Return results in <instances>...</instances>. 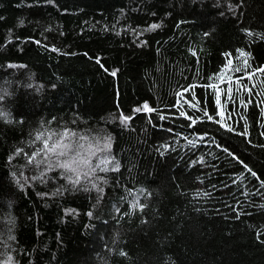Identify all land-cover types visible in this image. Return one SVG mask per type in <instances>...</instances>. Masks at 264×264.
<instances>
[{"label":"trees","instance_id":"obj_1","mask_svg":"<svg viewBox=\"0 0 264 264\" xmlns=\"http://www.w3.org/2000/svg\"><path fill=\"white\" fill-rule=\"evenodd\" d=\"M0 18V264H264V0H0ZM38 133L111 138L92 163L120 171L74 187L29 163L57 159Z\"/></svg>","mask_w":264,"mask_h":264},{"label":"snow or ice","instance_id":"obj_2","mask_svg":"<svg viewBox=\"0 0 264 264\" xmlns=\"http://www.w3.org/2000/svg\"><path fill=\"white\" fill-rule=\"evenodd\" d=\"M48 2L54 3V0H48ZM0 19H2V18H0ZM160 27H161L160 24L152 23L150 26H148L146 31L151 32V31H154V30H156V29H158ZM133 31H135V30H133ZM139 35H143V32L138 33V36ZM247 35L249 37H251L253 35V33L247 32ZM37 43H39V41H37ZM146 43H147V41H141V46L146 45ZM52 50L53 51H57V49H55V48H53ZM236 51L239 53L240 57H244V56L248 55V53H245L241 49H237ZM85 55H87V54H85ZM231 56H232V53H226L225 54V57H226L225 67L226 68H228L229 66L232 65V60L230 59ZM96 62L99 64L100 63L99 59H97ZM8 67H15V65H8ZM101 67L103 68V65H101ZM246 68H247V60H244L243 61V67L238 65V66H235L234 68H232L231 70L234 71V72H242ZM104 70L108 71L107 69H104ZM259 71L264 72V69H259ZM110 74L115 76L116 72L112 71ZM252 75H254V73H249V78H251ZM216 78L218 79L219 76H217ZM206 87L213 88V89L216 90L217 95H216V98H215V103L217 105H220L221 104V99H220L219 92L221 90L215 84H208V85H206ZM224 91H225L226 99L235 102V98L232 96L233 89L231 87V81H229V87L226 90H224ZM247 93H248V96L251 97L253 95L252 89H248ZM181 95H182V93H181ZM3 99H4V97L0 96V102H2ZM240 103L244 104V101L241 100ZM248 103H251V99H249ZM261 103L264 104V101H262ZM245 107H246V105H245ZM133 111L135 113H141V112H149L150 113V112L156 111V109L151 108V107H149V105L147 103H144L142 106L136 107ZM205 114L207 115V113H205ZM7 115H8V113L4 112L3 110H0V116H7ZM181 115L183 116V115H185V113L181 112ZM217 115H223V112L218 111ZM132 119H133V117L131 115H123V114H121L120 123L122 125L127 126L131 122ZM161 119H164V117L162 116ZM208 119L209 120H213L214 118H213V116L209 115ZM216 122L219 123V121H216ZM229 130L231 131V128H229ZM72 135H74V134L70 133L68 131H65V132H63L61 134V137L70 138V136H72ZM35 139L37 141L43 140L44 150H45V154L46 155L48 153H54V154L58 155V153H59L58 150H60L61 149V145H63L65 143L63 139H57L51 146H49V140L51 139V137L49 136V137L46 138V137H44V135L42 133H38L36 135ZM111 149H112L111 138H108V140L104 143L102 148L98 147L96 150H93L91 147H89L88 148V152L97 155V150L99 152H111ZM23 151H24L23 149H19L17 151L16 155H21L23 153ZM38 155H39V153H36V156H38ZM33 161L37 165H41V164H45L46 163L47 164V168H48L49 171H51L53 169H64L66 172L74 173L75 174L74 177H72V176L68 177V181L74 187L81 183L82 172L81 171L77 172V169L74 166L66 165L63 162H60L59 159H56V162H53L51 156H49L46 161L45 160H36L35 156H32L30 158V160H29V163H32ZM79 167L81 169H87L88 170L86 172H83V175L85 177H87L89 175H95L97 170L99 172H102V173H108L109 171L119 172L120 171V162L118 160H116L114 156H112V157L105 156L102 159H99V162L97 164L93 165L92 159H89V157L87 155H84V156H82V162L79 164ZM249 171H251V170H249ZM13 175H15V173H13ZM45 175H46V173L41 172L39 177H25V180H33V179L43 180L45 178ZM252 175H255V173H252ZM105 183H107V181H105ZM261 188H264V183L261 184ZM41 195L42 196H46L47 193H42ZM203 195H208V193H203ZM260 195L264 196V192H261ZM131 207L133 209L139 208L141 211H143L144 205L141 204L139 202L138 198H137L131 203ZM261 207H264V205H261ZM73 212H74V210L70 209V210H68L67 214H73ZM89 215H91V213H89ZM10 239H14V237H10ZM8 260H9V264H10L12 258L9 257Z\"/></svg>","mask_w":264,"mask_h":264},{"label":"clouds","instance_id":"obj_3","mask_svg":"<svg viewBox=\"0 0 264 264\" xmlns=\"http://www.w3.org/2000/svg\"><path fill=\"white\" fill-rule=\"evenodd\" d=\"M0 118H3L6 123H11L9 113L7 116H0ZM74 146L77 149L76 153L75 155L69 156V149L73 148ZM85 154L89 157V159L95 158L97 156L93 153L88 152V148L85 147L84 143H81L80 141H76L74 145L70 139L68 143H64L63 145H61V149L57 155V159H59V156L61 155L68 156V159L66 161H63V163L66 165L74 166L77 169V172H80L84 170L79 167V164L82 162V156H84ZM99 159H102V158H99Z\"/></svg>","mask_w":264,"mask_h":264},{"label":"rangeland","instance_id":"obj_4","mask_svg":"<svg viewBox=\"0 0 264 264\" xmlns=\"http://www.w3.org/2000/svg\"><path fill=\"white\" fill-rule=\"evenodd\" d=\"M81 140H83V139L81 138ZM93 161L95 162V159H93L92 162H93ZM59 170H60V169H59ZM70 173H71V172H70Z\"/></svg>","mask_w":264,"mask_h":264}]
</instances>
